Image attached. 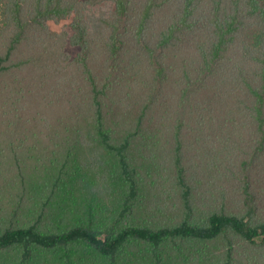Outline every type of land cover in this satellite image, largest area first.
<instances>
[{"label": "trees", "instance_id": "trees-1", "mask_svg": "<svg viewBox=\"0 0 264 264\" xmlns=\"http://www.w3.org/2000/svg\"><path fill=\"white\" fill-rule=\"evenodd\" d=\"M0 264H264V0H0Z\"/></svg>", "mask_w": 264, "mask_h": 264}]
</instances>
